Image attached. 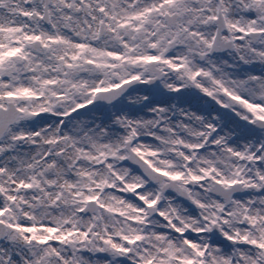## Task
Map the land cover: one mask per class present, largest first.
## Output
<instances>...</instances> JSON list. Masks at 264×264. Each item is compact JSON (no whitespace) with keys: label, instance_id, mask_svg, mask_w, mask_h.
<instances>
[{"label":"snow or ice","instance_id":"6c2138e0","mask_svg":"<svg viewBox=\"0 0 264 264\" xmlns=\"http://www.w3.org/2000/svg\"><path fill=\"white\" fill-rule=\"evenodd\" d=\"M0 264H264V0H0Z\"/></svg>","mask_w":264,"mask_h":264}]
</instances>
